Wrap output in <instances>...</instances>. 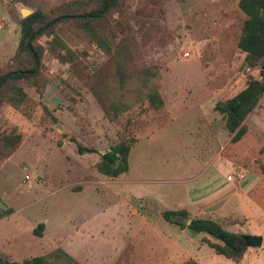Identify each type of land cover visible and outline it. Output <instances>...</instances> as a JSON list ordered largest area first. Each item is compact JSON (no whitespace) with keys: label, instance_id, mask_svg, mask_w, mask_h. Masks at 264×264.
I'll list each match as a JSON object with an SVG mask.
<instances>
[{"label":"rangeland","instance_id":"1","mask_svg":"<svg viewBox=\"0 0 264 264\" xmlns=\"http://www.w3.org/2000/svg\"><path fill=\"white\" fill-rule=\"evenodd\" d=\"M69 1L0 0V68L12 61L20 41V6L49 13ZM239 2L127 1V22L140 45L139 63L159 67L156 83L167 104L199 94L208 98L206 110L211 111L217 101L232 98L247 86L250 72L237 46L246 18ZM58 34L76 51L77 59L67 66L55 53H47L50 82L45 94L26 84L29 100L22 109L0 107V131L22 134L11 156L0 162V212L14 210L0 221V256L22 262L58 248L68 252L72 244L71 252L82 264L191 263L185 247H179L195 246L204 235L180 230L161 217L163 211L184 205L192 217L211 218L229 231L264 237V184L252 159V152L264 147V98L246 120L249 137L234 147L223 116L216 112L210 121L219 131L218 142L197 134L203 120L196 111L187 114V127L180 128L181 122L175 121L161 133L158 129L170 119L166 107L155 111L138 103L110 122L93 91L102 81L91 70L92 62L102 65L107 58L75 23L60 26ZM41 41L47 45L46 38ZM190 73L205 79H191ZM59 95L61 100L55 103ZM120 140H134L129 172L115 179L100 175L95 164ZM77 143L97 152L79 155ZM207 168L219 173L216 191L201 185L200 174ZM242 169L245 182L228 185L226 176ZM87 185L107 189L102 193L106 218L101 224L94 220L93 238L72 209ZM212 195L219 205L214 213ZM42 222L45 228L37 236L34 230ZM125 233L135 235L123 238ZM202 253L209 264H236L207 245ZM239 264H264V246L249 248Z\"/></svg>","mask_w":264,"mask_h":264},{"label":"trees","instance_id":"2","mask_svg":"<svg viewBox=\"0 0 264 264\" xmlns=\"http://www.w3.org/2000/svg\"><path fill=\"white\" fill-rule=\"evenodd\" d=\"M128 0H72L52 8L49 13L42 10L20 22L21 37L6 68H0V107L10 105L16 110L28 102L25 85L35 88L37 93L48 89L45 56L55 53V58L67 66L77 59L76 51L66 44L58 34L62 25L75 23L93 42V47L107 60L94 70L99 74L102 86L93 87L105 118L117 121L130 112L138 103H147L153 110L164 106L162 94L156 81L159 67L139 63L140 45L127 22L125 6ZM240 10L246 18L238 40V49L245 54L244 65L250 72L247 86L234 97L217 103L215 110L224 120L231 136L230 146H238L248 135L246 120L259 107L264 98V79L254 75L262 72L264 59V0H240ZM47 39V45L42 39ZM110 59V60H109ZM111 61L107 64V62ZM107 64V65H106ZM105 66V67H104ZM104 67V68H103ZM22 140V134H5L0 131V162L11 156ZM134 140H120L112 145L95 164L102 176L115 179L130 170V155ZM79 155L93 154L94 147L77 143ZM253 163L264 184V147L252 152ZM14 213L12 208L0 212V220ZM165 222L203 234V242L217 255L241 263L248 249L242 234L227 230L221 223L210 218L192 217L187 209L165 210L161 213ZM45 228L40 223L34 234L42 236ZM0 264H80L64 249L58 248L47 256H37L22 262L11 261L0 256Z\"/></svg>","mask_w":264,"mask_h":264},{"label":"crops","instance_id":"3","mask_svg":"<svg viewBox=\"0 0 264 264\" xmlns=\"http://www.w3.org/2000/svg\"><path fill=\"white\" fill-rule=\"evenodd\" d=\"M188 76H190L191 79L195 78V79H198V80H201V81H203V79H205L204 75H202L200 73H190V74H188ZM200 84L204 86L206 84V82H200ZM58 98L54 100L55 103H57L58 100H61L60 95L58 96ZM163 101H164L163 108L164 107L167 108V109L166 108L165 109L169 112V114H170V119L169 120H171V121L168 120L167 123L163 124V126L158 129L159 133L165 131L169 127V125L171 123L175 122V121L181 122L180 123V128H181V124L183 126L187 127L186 126V122L188 123V121L186 119L187 114L188 113H192L193 111H196V112H200V116L202 117V120H203V126L201 127L202 130L199 131V133H197V134L200 135V137H202V138L206 137V138L215 139L217 142L220 140L219 131H214L212 129L211 121H210L211 117L213 118V114L212 113L216 112V114H218L217 116H219V114H220L219 112H217L215 110V107H216V105H217V103L219 101L216 102V104L212 107L211 111L206 110V106H207V103H208V98L206 96H202L201 97L199 94H196L194 96V98H190L187 95H185L180 101H177V103H175L172 106L167 104V100L164 97H163ZM185 109H186V111H185ZM157 111H159V110H157ZM192 121H194V120H192ZM193 123H195V122H193ZM245 125L248 127L247 121L245 122ZM226 131H227V129H226ZM176 132H178V131H176ZM250 132H251L250 128L248 127V135L242 142H244L249 137ZM135 142H136V140H135ZM107 150L103 151L102 154H104ZM240 171H243L245 173V175L247 174L246 171L242 169V170H239L237 172H234V173H231V174L227 175L226 176V182H227L228 185L235 184L233 178H235L237 173L240 172ZM200 175H201V177H200L201 181L200 182H202L201 185H203V189H206L208 186H210V188L214 189V191L218 190V186H219V173L218 172H216L214 170H211L210 168H207V169L203 170ZM106 191H107V189L105 190V189H103L102 187H100L98 185H87L82 190V194H83L82 197L83 198H81V200L78 203H75L76 205L72 208L74 213H75V215L79 218V221H82L83 223H85V233H86V226L89 227L88 228L89 230L87 231V235H89L91 238L94 237V235L92 234V231H90L92 229L91 228L92 225L94 224L93 223L94 220L97 221L96 223L101 224L102 223V219L106 218L105 208H104L105 204H103L104 196L102 195V193L106 192ZM113 191L116 192L117 190H113ZM212 198H213V195H212L211 200L209 201V203H211V212L214 213V209H215V211H217L219 209V205L217 204V202L214 203ZM207 206H209V204ZM185 207H186L185 205L182 206V208H184V209H185ZM94 226H96V225H94ZM185 230H189V229H184L183 231H185ZM115 235L118 236V234H115ZM125 235L130 236V237L133 238L135 233H131L129 235L127 233H125V234L122 235V237L126 238ZM78 236H80V235L79 234L76 235L74 233V237H78ZM181 236H183V235L180 234L179 238H182ZM170 240H172V238H170ZM202 240H203V237H202ZM205 245L206 244H204L203 241L198 242V244H196L195 246L192 245V244H188V245H185V246L180 245V247H179L180 250H184V248H182V247H185V249L187 250V256L191 257V259H189L191 263H185V264H209L208 262H206L204 260V254L202 253V251H204V246ZM72 248L73 247H72V244H71L69 246V249H68L69 253L68 252L67 253L70 256H72L77 262L82 264L80 262L81 259H79L78 256H77L78 254L71 252Z\"/></svg>","mask_w":264,"mask_h":264},{"label":"water","instance_id":"4","mask_svg":"<svg viewBox=\"0 0 264 264\" xmlns=\"http://www.w3.org/2000/svg\"><path fill=\"white\" fill-rule=\"evenodd\" d=\"M21 20H25L35 13L34 10H31L25 6H20ZM264 67V59H263ZM261 80L264 79V69L262 70ZM244 239V244L247 248H262L264 246V237L261 235H242Z\"/></svg>","mask_w":264,"mask_h":264},{"label":"built area","instance_id":"5","mask_svg":"<svg viewBox=\"0 0 264 264\" xmlns=\"http://www.w3.org/2000/svg\"><path fill=\"white\" fill-rule=\"evenodd\" d=\"M183 56L186 58V57L189 56V54L188 53H184ZM99 65L100 64L97 63V62H95V63L92 62L91 70L92 71L96 70L99 67ZM245 179H246V175H245V173L243 171L238 172L236 177L233 178L235 184H241V183H243L245 181Z\"/></svg>","mask_w":264,"mask_h":264}]
</instances>
